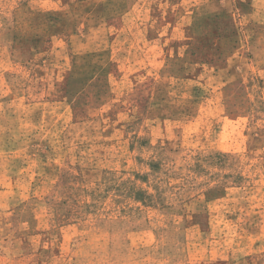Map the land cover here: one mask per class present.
<instances>
[{
	"label": "rangeland",
	"instance_id": "rangeland-1",
	"mask_svg": "<svg viewBox=\"0 0 264 264\" xmlns=\"http://www.w3.org/2000/svg\"><path fill=\"white\" fill-rule=\"evenodd\" d=\"M0 264H264V0H0Z\"/></svg>",
	"mask_w": 264,
	"mask_h": 264
}]
</instances>
